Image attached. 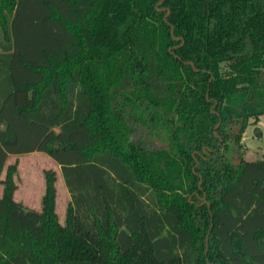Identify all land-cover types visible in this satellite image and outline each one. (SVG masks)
Segmentation results:
<instances>
[{
    "label": "trees",
    "instance_id": "16d2710c",
    "mask_svg": "<svg viewBox=\"0 0 264 264\" xmlns=\"http://www.w3.org/2000/svg\"><path fill=\"white\" fill-rule=\"evenodd\" d=\"M264 0H0V264H264ZM57 130V131H56ZM70 195L14 199L9 155Z\"/></svg>",
    "mask_w": 264,
    "mask_h": 264
},
{
    "label": "rangeland",
    "instance_id": "374dc122",
    "mask_svg": "<svg viewBox=\"0 0 264 264\" xmlns=\"http://www.w3.org/2000/svg\"><path fill=\"white\" fill-rule=\"evenodd\" d=\"M57 131V130H56ZM240 149L234 141L228 142L227 157L232 163L264 159V116L250 120L240 140ZM16 165L13 181L16 185L14 199L27 209L39 211L44 194V173L48 170L56 174V212L59 222L64 224L65 212L70 195L64 185L59 166L44 153H30L22 155H9L6 168ZM5 169L0 179L5 177ZM3 186L0 184V196Z\"/></svg>",
    "mask_w": 264,
    "mask_h": 264
},
{
    "label": "crops",
    "instance_id": "0c3cea01",
    "mask_svg": "<svg viewBox=\"0 0 264 264\" xmlns=\"http://www.w3.org/2000/svg\"><path fill=\"white\" fill-rule=\"evenodd\" d=\"M262 117V116H261Z\"/></svg>",
    "mask_w": 264,
    "mask_h": 264
}]
</instances>
